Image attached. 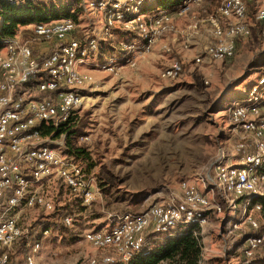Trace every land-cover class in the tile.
<instances>
[{"label": "built area", "instance_id": "2783aa9c", "mask_svg": "<svg viewBox=\"0 0 264 264\" xmlns=\"http://www.w3.org/2000/svg\"><path fill=\"white\" fill-rule=\"evenodd\" d=\"M204 1L183 0L175 9L144 12V0H83L86 10L102 14L101 37L84 35L74 18L65 17L30 23L25 27L29 37L17 33L6 40L0 49V264H8L15 245L30 235L20 220L21 213L55 208L52 198L41 190L49 180L60 179L85 204L95 198L94 179L79 162L51 147L48 142L52 137L43 131L80 115L82 91L92 81L80 66L90 65L88 59L99 51L102 40L119 45L117 55L103 61L105 68L114 70L119 61L133 65L137 55L152 52L162 39L178 34L182 17L189 19V32L197 33L203 22L212 36L194 57L197 64L234 58L238 39L251 36L254 27L264 37V0H220L214 12L204 7L206 16L198 17L192 8ZM116 29L127 32L112 39ZM189 36L187 39H192ZM164 47L169 50L167 44ZM182 71V62L173 59L161 75L176 78ZM227 115L237 135L236 162L216 166V180L205 182L204 189L183 180L176 192L146 210L117 215L106 227L87 230V243L117 256L103 253L101 259L90 258L88 264L127 261L142 249L148 234L167 233L179 224L203 226L211 213L225 210L224 202L235 227L246 223L255 230L245 238L244 248L247 257L255 255L264 245V229L256 219V213L263 210L260 197L264 196V73L243 100L228 106ZM79 138L89 139L87 135ZM62 220L70 227L74 223L69 214ZM29 245L25 264H63L39 258L40 238L30 240Z\"/></svg>", "mask_w": 264, "mask_h": 264}, {"label": "rangeland", "instance_id": "374dc122", "mask_svg": "<svg viewBox=\"0 0 264 264\" xmlns=\"http://www.w3.org/2000/svg\"><path fill=\"white\" fill-rule=\"evenodd\" d=\"M82 3L80 0L76 6L81 10L77 22L82 33L101 37L102 14L84 10ZM219 5L220 0H205L193 6L192 12L204 17L202 8L211 13ZM187 19H178L179 33L162 39L152 52L137 55L133 65L119 61L116 69L109 70L103 66L105 58H90V65L80 66L81 71L92 76L82 91L80 110L83 135L89 139L83 141L70 132L49 142L62 155L79 162L94 179L95 198L85 204L63 181L49 180L41 190L52 198L55 208L26 209L21 213L20 220L30 235L15 245L9 264H25V250L29 247L25 241L33 239L29 238L31 233L42 241L40 259L88 264L90 258L101 259L103 253L117 259L114 251L92 247L84 233L106 227L117 215L142 212L165 200L183 180L204 189L205 182L216 180V166L236 162L237 135L231 128L227 108L243 100L263 74L260 65L264 64V37L254 27L251 36L239 39L234 58L197 64L192 45L197 33L193 29L189 32ZM25 27L20 26L17 33L24 34ZM188 36L192 39L188 40ZM114 37L116 33L111 38ZM114 55L117 54L107 57ZM173 59L182 62L181 75L163 77V68ZM70 203L75 207L73 213L65 208ZM224 206L222 213H211L207 223L199 226V264H264V245L253 257L244 253L245 238L255 230L246 223L235 227L226 202ZM67 214L74 217L71 228L78 231L75 239L67 232L52 229L41 235V219L55 215L63 218ZM256 219L264 229L262 211L256 213Z\"/></svg>", "mask_w": 264, "mask_h": 264}, {"label": "trees", "instance_id": "16d2710c", "mask_svg": "<svg viewBox=\"0 0 264 264\" xmlns=\"http://www.w3.org/2000/svg\"><path fill=\"white\" fill-rule=\"evenodd\" d=\"M183 0H144L142 10L154 11L159 8L175 9ZM74 2V3H73ZM80 0L64 1V0H0V49L6 40L17 34L20 26H27L35 22H50L65 17H72L77 20L81 10L76 7ZM116 34L124 36L127 31L116 29ZM25 38L31 33L25 29ZM23 34V36H24ZM120 36V37H121ZM107 39L100 42L99 51L113 48L107 47ZM114 53V52H113ZM117 53V52H115ZM261 66V72L264 73V64ZM248 91V90H247ZM246 91V93H247ZM245 93V95H246ZM82 116L78 115L77 119L72 118L60 127H48L43 131L44 135H51L52 138L60 136L62 133L73 132L75 135H83L81 126ZM50 144V142H48ZM83 149V148H82ZM81 152V151H78ZM264 169V165L262 167ZM264 213V196L260 197ZM65 208L73 213L75 207L70 203ZM57 213V212H56ZM41 235L45 231L52 229L53 231L67 232L70 238L75 239L77 236L63 220L57 215L49 217V219H41ZM200 229L197 224H179L167 233H150L147 235L144 246L137 251L131 259L127 261H117L114 264H199L202 253ZM35 241L33 233L29 238ZM29 244L28 239L25 241ZM30 246V245H28ZM24 262L30 247H26ZM12 256L10 257L11 260ZM9 260V262H10ZM9 264V263H8Z\"/></svg>", "mask_w": 264, "mask_h": 264}, {"label": "crops", "instance_id": "0c3cea01", "mask_svg": "<svg viewBox=\"0 0 264 264\" xmlns=\"http://www.w3.org/2000/svg\"><path fill=\"white\" fill-rule=\"evenodd\" d=\"M83 9L86 10L84 7H83ZM187 20L189 21V19H187ZM76 21H78V18H77ZM121 35H122V33H120V36ZM120 36L117 35V38H119ZM107 40H108V42H107V45L108 46L107 47H109V48L111 47L113 49H111L110 51H109V49L108 50L106 49V50H103V51L102 50L101 51H98L97 53H92L91 56L88 59V61H89L90 64L92 63L90 61V58H92V59H96V58L97 59H102V58H106L108 56V54H111L113 52L115 53V52H119L120 51V48H119L118 43H111V40L110 39H107ZM211 40H212V36H211V34L209 32L208 25L206 23L201 22L200 23V29L197 31L196 37H194L193 40H192V45H193V47L196 50L195 56L200 51H202L211 42ZM238 42H239V39H238ZM237 47H238V45H237ZM72 228H71V230L74 233L76 232L75 234H76V236H78V233H77L78 231H76V229H74V228L72 229ZM42 249H43V244H42ZM43 260H52V259H46V258H44Z\"/></svg>", "mask_w": 264, "mask_h": 264}]
</instances>
